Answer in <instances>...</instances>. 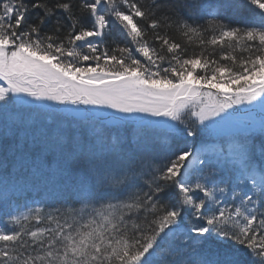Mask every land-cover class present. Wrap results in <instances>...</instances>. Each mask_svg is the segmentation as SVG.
Masks as SVG:
<instances>
[{
  "label": "snow or ice",
  "instance_id": "6c2138e0",
  "mask_svg": "<svg viewBox=\"0 0 264 264\" xmlns=\"http://www.w3.org/2000/svg\"><path fill=\"white\" fill-rule=\"evenodd\" d=\"M0 264H264V0H0Z\"/></svg>",
  "mask_w": 264,
  "mask_h": 264
},
{
  "label": "rangeland",
  "instance_id": "374dc122",
  "mask_svg": "<svg viewBox=\"0 0 264 264\" xmlns=\"http://www.w3.org/2000/svg\"><path fill=\"white\" fill-rule=\"evenodd\" d=\"M49 103H54V102H49ZM57 107H64V106H62V105H57ZM67 107H69V108H71V107H74V106H72V105H67ZM80 107H84V106H80ZM106 111H110V110H106ZM240 114H242V113H245L243 110H241L240 112H239ZM65 115H67V114H65ZM238 115V114H237ZM245 116H247V114L245 113ZM242 121V120H241Z\"/></svg>",
  "mask_w": 264,
  "mask_h": 264
},
{
  "label": "trees",
  "instance_id": "16d2710c",
  "mask_svg": "<svg viewBox=\"0 0 264 264\" xmlns=\"http://www.w3.org/2000/svg\"><path fill=\"white\" fill-rule=\"evenodd\" d=\"M25 111H27V108H26V106H25ZM161 136H162V133H161Z\"/></svg>",
  "mask_w": 264,
  "mask_h": 264
}]
</instances>
